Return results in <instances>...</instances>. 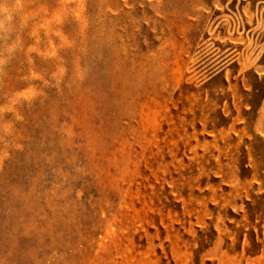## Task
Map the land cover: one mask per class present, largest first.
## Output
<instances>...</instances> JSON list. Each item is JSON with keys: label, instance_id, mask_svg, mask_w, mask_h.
<instances>
[{"label": "rangeland", "instance_id": "374dc122", "mask_svg": "<svg viewBox=\"0 0 264 264\" xmlns=\"http://www.w3.org/2000/svg\"><path fill=\"white\" fill-rule=\"evenodd\" d=\"M264 0H0V264H264Z\"/></svg>", "mask_w": 264, "mask_h": 264}, {"label": "crops", "instance_id": "0c3cea01", "mask_svg": "<svg viewBox=\"0 0 264 264\" xmlns=\"http://www.w3.org/2000/svg\"><path fill=\"white\" fill-rule=\"evenodd\" d=\"M262 74H264V73H262Z\"/></svg>", "mask_w": 264, "mask_h": 264}]
</instances>
